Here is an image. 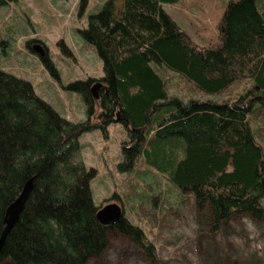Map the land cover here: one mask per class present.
Listing matches in <instances>:
<instances>
[{"label":"trees","instance_id":"16d2710c","mask_svg":"<svg viewBox=\"0 0 264 264\" xmlns=\"http://www.w3.org/2000/svg\"><path fill=\"white\" fill-rule=\"evenodd\" d=\"M18 0H0V7ZM90 0H79L84 15ZM179 0H106L90 14L83 38L104 63L95 116V79L66 89L80 92L88 118L73 122L40 97L32 84L0 68V235L10 204L34 178L0 264H88L121 232L154 256V245L124 216L102 224L91 184L97 172L81 158V136L111 123L128 131L123 168L143 158L182 194L208 211L212 231L245 215L264 221V147L252 124L264 118V0H230L219 43L201 46L163 8ZM43 63L60 80L47 56ZM208 95L251 83L226 101L183 99L165 73ZM104 88V90H103ZM228 89V90H227ZM96 117V116H95Z\"/></svg>","mask_w":264,"mask_h":264},{"label":"rangeland","instance_id":"374dc122","mask_svg":"<svg viewBox=\"0 0 264 264\" xmlns=\"http://www.w3.org/2000/svg\"><path fill=\"white\" fill-rule=\"evenodd\" d=\"M230 0H179L163 8L201 46L219 43V24ZM106 0H90L84 15L79 0H18L0 7V68L29 81L35 92L63 117L78 122L88 118L80 92L66 89L77 80L104 77V63L94 45L81 31L90 14ZM41 45L59 72L52 76L34 50ZM170 92L183 99L226 101L250 87L247 80L221 94L196 90L181 76L166 72ZM104 85V83H102ZM104 90V88H103ZM95 96V116L102 111ZM258 141L264 147V118L252 119ZM129 135L124 125L111 123L104 133L95 129L81 136V158L97 175L91 184L97 206L117 204L129 223L138 227L154 245V256L121 232L110 235V244L88 264H264V221L237 215L212 231L208 211H200L192 197L182 194L143 158L130 168H121L123 142Z\"/></svg>","mask_w":264,"mask_h":264},{"label":"water","instance_id":"95a60500","mask_svg":"<svg viewBox=\"0 0 264 264\" xmlns=\"http://www.w3.org/2000/svg\"><path fill=\"white\" fill-rule=\"evenodd\" d=\"M33 50L39 56H41V58L46 56V51L41 45H35L33 47ZM102 85V82H97L92 87V93L95 96L98 95V90L102 88ZM33 188L34 178L26 182L20 195L8 207L3 220V226L0 235V254L8 235L18 223L21 213L25 207L28 198L30 197L33 191ZM124 216V209L117 204H109L104 207H101L97 214L99 221L106 226L117 224Z\"/></svg>","mask_w":264,"mask_h":264},{"label":"crops","instance_id":"0c3cea01","mask_svg":"<svg viewBox=\"0 0 264 264\" xmlns=\"http://www.w3.org/2000/svg\"><path fill=\"white\" fill-rule=\"evenodd\" d=\"M186 31V30H185Z\"/></svg>","mask_w":264,"mask_h":264}]
</instances>
